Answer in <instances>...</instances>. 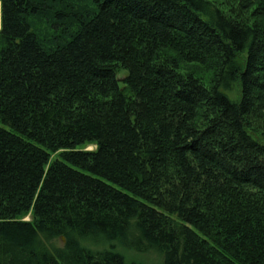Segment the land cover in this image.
Here are the masks:
<instances>
[{"label": "trees", "instance_id": "16d2710c", "mask_svg": "<svg viewBox=\"0 0 264 264\" xmlns=\"http://www.w3.org/2000/svg\"><path fill=\"white\" fill-rule=\"evenodd\" d=\"M263 123L264 0H0V264H264Z\"/></svg>", "mask_w": 264, "mask_h": 264}, {"label": "rangeland", "instance_id": "374dc122", "mask_svg": "<svg viewBox=\"0 0 264 264\" xmlns=\"http://www.w3.org/2000/svg\"><path fill=\"white\" fill-rule=\"evenodd\" d=\"M188 70L190 72H196L199 77H202L203 79L207 80L211 77L210 74H206V73H203V70L200 69L199 66H196V65H190V66H187ZM125 74L122 73L120 75V77L122 78ZM237 88H235L234 92L232 93L231 97H233V99H236L237 97ZM264 124V123H263ZM94 149V147H88V150H92ZM26 220H29V219H26ZM117 252H119L124 258H125V261L128 263V264H157L156 262V259L154 257V255H151V254H142V253H138V252H135L133 250H129V249H125V248H122V247H119L117 248Z\"/></svg>", "mask_w": 264, "mask_h": 264}]
</instances>
